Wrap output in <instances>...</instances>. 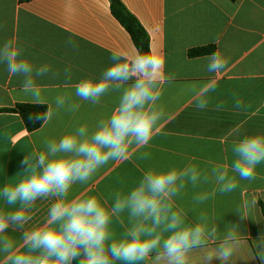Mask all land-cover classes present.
Segmentation results:
<instances>
[{
	"label": "clouds",
	"instance_id": "clouds-1",
	"mask_svg": "<svg viewBox=\"0 0 264 264\" xmlns=\"http://www.w3.org/2000/svg\"><path fill=\"white\" fill-rule=\"evenodd\" d=\"M66 43L76 48L71 38ZM204 59L209 78L185 86L198 110L209 107L220 79L232 70L230 58L219 50ZM109 60L98 76L86 74L71 85L72 91L49 97L38 81L61 73L30 61L14 39L0 44V65L10 77L21 78V94L33 105L47 106L31 114L32 121L47 125L60 114L79 112L81 102L97 107L105 97L115 98L113 107L91 124L72 123L59 136L45 137L41 149L20 161L19 179L0 187V264H236L241 223L248 216L236 212L238 222L221 230L198 206L217 193L236 191L241 180L257 178V167L264 163V133L232 129L230 164H154L129 188L90 195L102 169L133 157L149 160L151 153L144 149L172 118L161 101L175 75L166 72L161 48L150 43L147 52L134 46L114 50ZM62 75L71 81V67ZM233 107L246 112L249 105L234 96ZM214 110H224V103H216ZM204 185L211 190L195 191L190 208L178 203L189 187ZM38 201L48 202L39 219ZM257 240L262 251L251 260L264 264V235Z\"/></svg>",
	"mask_w": 264,
	"mask_h": 264
},
{
	"label": "crops",
	"instance_id": "crops-1",
	"mask_svg": "<svg viewBox=\"0 0 264 264\" xmlns=\"http://www.w3.org/2000/svg\"><path fill=\"white\" fill-rule=\"evenodd\" d=\"M149 35L150 43L164 52L166 72L175 75L166 86L161 103L171 120L156 136L147 161L132 160L102 169L90 195L109 193L133 186L142 170L159 165L194 163H231L228 133L240 126L241 134L264 133V0H121ZM71 38L76 48L66 41ZM14 39L25 50L26 58L39 65L47 63L61 76L42 78L38 83L51 97L57 91L70 92L82 76H97L109 63L112 51L129 49L133 41L113 16L110 0H0V44ZM215 46L230 58L232 70L220 79L209 107L198 110L185 86L209 78L205 56L189 57L192 49ZM135 47V46H134ZM71 67L72 80L62 75ZM21 78L10 77L0 65V108L30 103L21 92ZM239 97L248 110L236 111L233 97ZM218 102L224 110L215 111ZM82 103L75 114H60L49 124L28 132L18 114L0 113V187L19 177V163L26 154L42 148L45 137H56L76 122H94L113 107L115 98L105 97L102 105ZM231 174V173H230ZM240 187L228 194H216L198 206V211L215 218L221 230L228 222H238L242 212L248 219L241 223L243 241L236 264H262L258 238L264 235V163L257 167V178L239 181ZM211 185L187 189L178 203L188 209L195 191L211 190ZM79 191V188L76 189ZM3 200L0 199V207ZM48 202H37V219L43 217ZM191 215V214H190ZM191 218V217H190ZM119 231L120 226L115 225ZM19 236V233H11Z\"/></svg>",
	"mask_w": 264,
	"mask_h": 264
},
{
	"label": "trees",
	"instance_id": "trees-1",
	"mask_svg": "<svg viewBox=\"0 0 264 264\" xmlns=\"http://www.w3.org/2000/svg\"><path fill=\"white\" fill-rule=\"evenodd\" d=\"M110 9L113 16L125 28L130 35L135 48L142 52L149 50L150 38L146 30L139 23L137 18L133 16L121 0H110ZM216 51L215 46L201 47L189 51V57H201L212 54ZM46 105H33L30 103H18L12 108H0V113H14L18 114L28 132H34L40 129L43 124L41 121H32L29 116L33 113H40L46 111ZM260 207L264 217V203L260 202Z\"/></svg>",
	"mask_w": 264,
	"mask_h": 264
}]
</instances>
